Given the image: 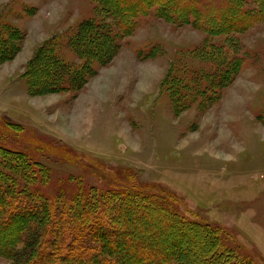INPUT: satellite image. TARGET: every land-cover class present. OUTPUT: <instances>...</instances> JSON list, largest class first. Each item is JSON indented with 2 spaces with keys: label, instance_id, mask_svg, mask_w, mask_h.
<instances>
[{
  "label": "rangeland",
  "instance_id": "obj_1",
  "mask_svg": "<svg viewBox=\"0 0 264 264\" xmlns=\"http://www.w3.org/2000/svg\"><path fill=\"white\" fill-rule=\"evenodd\" d=\"M99 5L0 0V151L19 150L21 156L5 155L30 163L15 172L4 165L0 173L26 181L48 203L59 188L74 192L78 185L105 190L133 182L171 192L182 199V213L223 228L232 236H222L227 247L264 264V23L210 36L166 22L153 8L100 65L95 52L109 44L96 50L87 43L85 56L68 46L84 20L112 23L98 16ZM254 7L244 0L245 9ZM49 40L67 68L31 95L26 66ZM213 49L217 55L208 60L204 54ZM230 57L241 58L240 67L226 84ZM80 68L76 81L63 80ZM0 264L10 261L0 256Z\"/></svg>",
  "mask_w": 264,
  "mask_h": 264
},
{
  "label": "trees",
  "instance_id": "obj_2",
  "mask_svg": "<svg viewBox=\"0 0 264 264\" xmlns=\"http://www.w3.org/2000/svg\"><path fill=\"white\" fill-rule=\"evenodd\" d=\"M97 1L98 16H108L112 23L108 25L93 18L84 20L68 46L75 54L85 56L87 43L96 50L104 43L109 44L111 50L104 46L103 54L95 52L100 65L111 62L119 48L117 39L132 34L139 19L153 8L156 16L166 22L190 24L210 36L240 34L256 23H264V0H252L256 7L250 10L244 8V0H207L205 5L197 0ZM53 40L45 42L26 66L27 89L31 95L41 93L50 81L54 84L59 72L67 68L50 49ZM211 53L202 54L211 60L217 50ZM40 54L43 58L38 69H41L35 74ZM8 55L10 58L12 51L5 53ZM237 57L228 58L232 61L230 68L221 76L226 84L238 73L241 58ZM81 70L66 74L68 79L63 80L76 81ZM176 93L168 94L173 110L178 107ZM6 152L21 154L19 150H4V154L0 151L4 155L0 167L9 166L15 172L13 169L20 171L30 165L27 161L8 158ZM35 164L44 176V165ZM1 172L0 256L10 264H253L252 259L224 244L222 236L228 240L232 236L223 228L190 211L182 213L178 209L182 199L171 192H155L133 182L105 190H87L78 185L74 192L59 188L55 203H48L26 181H17L13 174Z\"/></svg>",
  "mask_w": 264,
  "mask_h": 264
},
{
  "label": "crops",
  "instance_id": "obj_3",
  "mask_svg": "<svg viewBox=\"0 0 264 264\" xmlns=\"http://www.w3.org/2000/svg\"><path fill=\"white\" fill-rule=\"evenodd\" d=\"M96 110V109H95ZM81 136H82V132H81Z\"/></svg>",
  "mask_w": 264,
  "mask_h": 264
},
{
  "label": "bare ground",
  "instance_id": "obj_4",
  "mask_svg": "<svg viewBox=\"0 0 264 264\" xmlns=\"http://www.w3.org/2000/svg\"><path fill=\"white\" fill-rule=\"evenodd\" d=\"M83 133V132H82Z\"/></svg>",
  "mask_w": 264,
  "mask_h": 264
}]
</instances>
